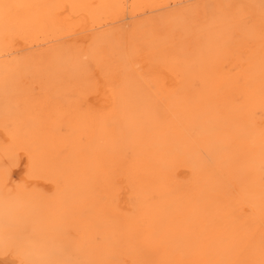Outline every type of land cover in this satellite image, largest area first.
Wrapping results in <instances>:
<instances>
[{
	"label": "rangeland",
	"instance_id": "374dc122",
	"mask_svg": "<svg viewBox=\"0 0 264 264\" xmlns=\"http://www.w3.org/2000/svg\"><path fill=\"white\" fill-rule=\"evenodd\" d=\"M33 1L0 0V253L264 264V0Z\"/></svg>",
	"mask_w": 264,
	"mask_h": 264
},
{
	"label": "bare ground",
	"instance_id": "6f19581e",
	"mask_svg": "<svg viewBox=\"0 0 264 264\" xmlns=\"http://www.w3.org/2000/svg\"><path fill=\"white\" fill-rule=\"evenodd\" d=\"M1 1H2V0H1ZM30 1H33V0H15V2H16L15 5H18V6L21 5V6H23V7H24V6L27 7V9H28V11H29V15L34 16L33 19L36 18V17H38V20H40V18H42V17L44 16L43 14H46V13L43 12L44 9H42L41 7L35 6V4L32 3V2H30ZM37 1H38V0H37ZM52 1H53V0H51V2H52ZM66 1H67V0H66ZM97 1H98V0H97ZM122 1H123V0H122ZM134 1H135V0H134ZM146 1H147V0H146ZM33 2H34V1H33ZM54 2H55V1H54ZM56 2H57V0H56ZM64 2H65V1H64ZM67 2L69 3V1H67ZM78 2H79V1L77 0V3H78ZM89 2H90V1H89ZM94 2H96V0H94ZM106 2H108V4H111V5H113V4H117V1H116V0H106ZM120 2H121V1H120ZM125 2H126V1H125ZM138 2H139V1H138ZM1 3H2V2H1ZM91 3H92V2H90V4H91ZM96 3H97V2H96ZM99 3H101V5H102V4L105 5V0H104L103 3H102L101 1H99ZM122 3H124V2H122ZM122 3H121V4H122ZM2 4H3V3H2ZM2 4H0V5H2ZM50 4H52V3H50ZM59 4H60V2H59ZM64 4H65V3H64ZM80 4H81V3H80ZM86 4L88 5V2H87ZM94 4H95V3H92L91 5H94ZM97 4H98V3H97ZM127 4H128V3H127ZM140 4H141V3H140ZM15 5H14V6H15ZM87 5H86V7H87ZM95 5H96V4H95ZM99 5H100V4H99ZM106 5H107V3H106ZM119 5H120V3H119ZM69 6H70V5H69ZM69 6H68V8H69ZM97 6H98V5H97ZM97 6H95V7H97ZM117 6H118V5H117ZM121 6H122V5H121ZM132 6H133V4H132ZM139 6H140V5H139ZM16 7H17V6H16ZM43 7H44V6H43ZM53 7H54V6H53ZM64 7H65V5H64ZM90 7H91V6H90ZM90 7H88V8H90ZM143 7H144V6H143ZM1 8H2V7H1ZM13 8H14V7H13ZM13 8H12V9H13ZM47 8H48V7H47ZM62 8H63V7H62ZM88 8H86V9H88ZM92 8H93V7H92ZM114 8H115V7H114ZM144 8H145V7H144ZM63 9H64V8H63ZM63 9H61V10H63ZM69 9H70V8H69ZM69 9H67V10H69ZM78 9H79V8H78ZM78 9L75 8L74 11H76V10H78ZM80 9H82V8H80ZM80 9H79V10H80ZM83 9H84V8H83ZM0 10H2V9H0ZM61 10H60V11H61ZM79 10H78V11H79ZM88 10H89V9H88ZM90 10H91V9H90ZM3 11H4V10H3ZM6 11H7V9H6ZM9 11H10V10H9ZM20 11H21V10H20ZM45 11H46V9H45ZM49 11H51V10H49ZM58 11H59V10H58ZM70 11H71V9H70ZM74 11H73V12H74ZM116 11H118V10H116ZM116 11H115V13H116ZM119 11H121V10H119ZM7 12H8V11H7ZM7 12H6V13H7ZM18 12H19V11H18ZM66 12H68V11H66ZM85 12H86V11H85ZM63 13H64V12H62L61 14H63ZM68 13H69V12H68ZM76 13H77V11H76ZM86 13H87V12H86ZM88 13H90V12L88 11ZM95 13H96V14H95ZM95 13L93 14V15H95V18H96V19H99V16H98V14H97L96 11H95ZM101 13H102V12H101ZM119 13H120V12H119ZM21 14H22V13H21ZM24 14H25V13H24ZM24 14H23V15H24ZM27 14H28V13H27ZM27 14H26V15H27ZM38 14H39V15H38ZM57 14H58V13H57ZM83 14H84V13H83ZM0 15H2V12H1ZM9 15H10V14H9ZM29 15H28V17H29ZM74 15H75V13H74ZM87 15L89 16V15H92V14H87ZM93 15H92V16H93ZM96 15H97V16H96ZM58 16H59V15H58ZM62 16H63V15H62ZM66 16H67V15H66ZM69 16H70V15H69ZM85 16H86V15H85ZM4 17H5V16H4ZM4 17L2 16V19H6V17H5V18H4ZM7 17H8V18H7V20H8V19H9V16L7 15ZM64 17H65V16H64ZM64 17H62V18H64ZM79 17H80V16H79ZM81 17H82V16H81ZM90 17H91V16H90ZM90 17H89V19L92 20L93 17H92V18H90ZM123 17H124V16H123ZM123 17H122V18H123ZM23 18H26V17H23ZM30 18H31V17H30ZM69 18H70V17H69ZM102 18H104V17H101V20H102ZM19 19H20V16H19ZM19 19H18V20H19ZM21 19H22V18H21ZM31 19H32V18H31ZM47 19H48V18H47ZM93 19H94V18H93ZM120 19H121V18H120ZM120 19H119V20H120ZM25 20H26V19H25ZM38 20H36L37 22H35V23L39 24L40 22L38 23ZM59 20H62V19L60 18ZM59 20H58V21H59ZM77 20H78V19H77ZM79 20H81V18H80ZM85 20H86V19H85ZM90 20H88V21H90ZM101 20H99V22H100ZM0 21H1V19H0ZM4 21H5V20H4ZM10 21H11V20H10ZM33 21H35V19H34ZM58 21L56 20L57 23H58ZM95 21H96V20H95ZM111 21H112V20H111ZM120 21H121V20H120ZM2 22H3V20H2ZM17 22H19V21H17ZM17 22H16V24H17ZM43 22H44V21H43ZM60 22H61V21H60ZM91 22H94V21H91ZM91 22H90V23H91ZM99 22H98V23H99ZM113 22H114V21H113ZM113 22H112V23H113ZM12 23H13V19H12ZM22 23H23V22H22ZM25 23H27V21H26ZM30 23H31V22H29V24H30ZM33 23H34V22H33ZM33 23H32V24H33ZM45 23H46V22H45ZM45 23H44V24H45ZM95 23H96V22H95ZM115 23H116V22H115ZM7 24H8V23H7ZM13 24H14V23H13ZM13 24H12V26H13ZM16 24H15V25H16ZM20 24H21V23H20ZM20 24H19V27L22 26V25L24 26V24H22V25H20ZM27 24H28V23H27ZM44 24H43V26H45ZM113 24H114V23H113ZM33 25H34V24H33ZM33 25H32V26H33ZM91 25H92V24H91ZM6 26H9V27H10V25H6ZM16 26H17V25H16ZM64 26H65V25H64ZM97 26H98V25H97ZM107 26H108V25H107ZM17 27H18V26H17ZM35 27H37V26H35ZM35 27L33 26V28H35ZM38 27H39V26H38ZM54 27H56V26H54ZM95 27H96V26H95ZM98 27H99V26H98ZM103 27H104V26H103ZM0 28H1V27H0ZM5 28H6V27H4V29H5ZM27 28H28V25H27ZM31 28H32V27H31ZM31 28H30V29H31ZM33 28H32V30H33ZM88 28H89V27H88ZM117 28H118V27H117ZM18 29H19V28H18ZM46 29H48V28H46ZM46 29L44 28V30H46ZM53 29H54V28H53ZM21 30H22V28H21ZM51 30H52V28H51ZM58 30H59V29H58ZM16 31H17V30H16ZM19 31H20V30H18V32H19ZM23 31H25V30H23ZM42 31H43V29L40 31V33H41ZM102 31H103V30H102ZM32 32H33V31H32ZM54 32H55V31H54ZM2 33H3V32H2ZM24 33H25V32H24ZM34 33H35V32H34ZM43 33H44V32H43ZM36 34H37V33H36ZM0 35H1V34H0ZM30 35H31V34H30ZM116 35H117V34H116ZM20 37H21V36H20ZM98 37H99V36H98ZM111 37H112V35H111ZM26 38H28V37H26ZM90 38H91V37H90ZM103 38H104V37H103ZM106 38H107V37H106ZM28 39H29V38H28ZM108 39H109V38H108ZM16 40H17V39H16ZM29 40H30V39H29ZM104 40H105V39H104ZM27 41H28V40H27ZM90 41H91V40H90ZM93 41H94V40H93ZM102 41H103V40H102ZM109 41H110V39H109ZM18 42H19V40H18ZM43 42H44V41H43ZM45 42H46V41H45ZM49 43H50V42H49ZM87 43H88V42H87ZM92 43H93V42H92ZM109 43H110V42H109ZM0 44H1V43H0ZM115 45H116V44H115ZM89 46H90V45H89ZM95 46H96V45H95ZM2 47H3V46H2ZM3 48H4V47H3ZM114 50H115V49H114ZM114 50H113V51H114ZM11 51H12V50H11ZM3 52H4V51H3ZM10 53H11V52H10ZM77 54H78V53H77ZM90 54H91V53H90ZM142 55H143V54H142ZM50 57H51V56H50ZM55 57H56V56H55ZM193 58H194V57H193ZM52 59H53V58H52ZM168 65H169V64H168ZM169 69H170V68H169ZM169 69H167V70H169ZM167 70H166V71H167ZM171 70H172V69H171ZM171 70H170V71H171ZM170 71H169V72H170ZM161 72H162V71H161ZM172 72H174V71L172 70ZM109 73H110V72H109ZM167 73H168V72H167ZM165 74H166V73H165ZM141 75H142V74H141ZM166 75H167V74H166ZM169 75H170V74H169ZM173 75H175V73H173ZM173 75H172V76H173ZM146 76H147V75H146ZM167 76H168V75H167ZM167 76H166V77H167ZM172 76H171V77H172ZM139 77H140V76H139ZM158 77H159V76H158ZM163 77H164V76H163ZM114 78H115V77H114ZM140 78H141V77H140ZM152 78H153V77H152ZM174 78H176V76H175ZM138 79H139V78H138ZM148 79H149V78H148ZM172 79H173V78H172ZM145 80H146V79H145ZM145 80H144V81H145ZM173 80H174V79H173ZM115 81H116V80H115ZM115 81L113 80V82H115ZM142 81H143V80H142ZM103 82H104V81H103ZM118 82H119V81H118ZM139 82H140V81H139ZM105 83H106V82H105ZM105 83H104V84H105ZM141 83H142V82H141ZM170 83H172V82H169V84H170ZM106 84H108V83H106ZM139 84H140V83H139ZM147 84H148V83H147ZM149 84H150V83H149ZM149 84H148V85H149ZM143 85H144V84H143ZM151 85H152V84H151ZM139 86H141V85H139ZM97 87H99V86H97ZM102 87H103V86L101 85L100 88H102ZM104 87L106 88V86H104ZM145 87H146V86H145ZM100 90H101V89H100ZM103 90H104V89H103ZM101 91H102V90H101ZM112 91H113V90H112ZM123 91H124V90H123ZM145 91L147 92L146 88H145ZM145 91H144V93H145ZM103 92H105V91H103ZM103 92H102V94H103ZM152 92H153V91H152ZM106 93H107V92H106ZM106 93H105L104 95H102V96H105V95L107 96ZM108 93H109V92H108ZM140 94H141V93H140ZM147 94H148V93H147ZM150 94H151V93H150ZM96 95H98V94H96ZM109 95H110V93H109ZM109 95H108V96H109ZM108 96H107V98H106V97H105V98L103 97L104 100L107 99L105 103H107V101L109 100V97H108ZM114 96H115V95H114ZM152 97H154V96H152ZM110 98H111V97H110ZM113 98H114V97H113ZM94 99H95V97H94ZM97 99H98V97H97ZM100 99H101V97H100ZM150 99H151V98H150ZM150 99H149V100H150ZM95 100H96V99H95ZM112 100H113V99H112ZM115 100H116V99H115ZM89 101L92 102V100H89ZM93 102H94V101H93ZM109 102H112L111 99L109 100ZM146 102H148V101H146ZM146 102H145V98H144V104H146ZM88 103H89V102H88ZM94 104H95V103H94ZM100 104H101V103H100ZM100 104H99V105H100ZM110 104H112V103H110ZM110 104H109V105H110ZM91 105H92V104H91ZM101 105H102V104H101ZM107 105H108V104H107ZM107 105H106V106H107ZM94 106H95V105H94ZM106 106H105V107H106ZM147 106L150 107L149 105H147ZM158 106H160V105H158ZM108 107H109V106H108ZM108 107H107V108H108ZM98 108H99V107H98ZM103 108H104V107H103ZM103 108H102V109H103ZM123 109H124V108H123ZM157 109H159V108H156V110H157ZM143 110H144V109H143ZM103 111H104V110H103ZM157 111H158V110H157ZM46 112H47V111H46ZM94 112H95V111H94ZM99 113H100V112H99ZM142 113H143V112H142ZM144 114H145V113H144ZM144 114H142V115H144ZM146 115H147V114H146ZM92 116H93V115H92ZM94 116H95V115H94ZM142 117H143V116H142ZM139 118H140V117H139ZM139 118H138V119H139ZM144 118L147 119L146 116H144ZM140 119H141V118H140ZM141 121H142V120H141ZM145 121H146V120H145ZM139 123H140V121H139ZM139 123H138V124H139ZM140 124H141V123H140ZM140 124H139V125H140ZM139 125H138V126H139ZM141 125H142V124H141ZM141 125H140L139 127H141ZM144 127H145V126H144ZM142 128H143V127H142ZM174 128H175V127H174ZM172 129H173V128H172ZM48 130H49V129H48ZM173 130H174V129H173ZM173 130H172V131H173ZM51 132H52V131H51ZM177 133H178V132H177ZM31 152H32V150H31ZM20 153H21V152H20ZM25 154H27V153H25ZM28 156H29V155H28ZM28 159H29V158H28ZM29 160H30V159H29ZM29 160H28V163H29ZM9 161H10V160H9ZM25 162H26V159H25ZM31 163H32V162H31ZM18 165H20V163H19ZM16 166H17V165H16ZM30 166H31V165H30ZM19 167H21V166H19ZM9 168H10V167H9ZM27 168H28V167H27ZM29 168H30V167H29ZM32 168H33V167H32ZM19 169H22V168H19ZM30 169H31V168H30ZM13 170H14V169H13ZM37 170H38V169H37ZM18 171H19V170H18ZM31 171H32V169H31ZM10 172H11V171H10ZM15 172H17V170H16ZM20 172H21V171H20ZM39 172H40V171H39ZM15 174H17V173H15ZM17 175H18V174H17ZM17 175H16V176H17ZM21 175H22V174H21ZM23 175H24V174H23ZM2 176H5V175H2ZM6 176H7V174H6ZM12 176H13V175H12ZM12 176H11V177H12ZM14 176H15V175H14ZM16 176H15V177H16ZM18 176H20V175H18ZM28 176H29V175H28ZM33 176H34V175H33ZM22 177H23V176H22ZM22 177H21V178H22ZM24 177H25V176H24ZM24 177H23V178H24ZM29 177H30V176H29ZM36 177H38V176H36ZM3 178L5 179V177H3ZM3 178H1V179H3ZM8 178H10V177H7V179H8ZM12 178H13V177H12ZM26 178H28V177H26ZM30 178H32V176H31ZM7 179H6V180H7ZM16 179H17V177H16ZM24 179H25V178H24ZM13 180H14V179H13ZM13 180H12V181H13ZM22 180H23V179H22ZM27 180H28V179H27ZM30 180H31V179H30ZM33 180H34V179H33ZM4 181H5V180H3V183L5 184L6 182H9L10 179H9L8 181H6V182H4ZM20 181H21V180H20ZM31 181H32V180H31ZM31 181H30V182H31ZM13 182H14V181H13ZM35 182H36V181H35ZM3 183H2V185H4ZM18 183H20V182H18ZM26 183H27V182H26ZM32 183H33V182H32ZM15 184H16V183H15ZM21 184H23V183H20V185H21ZM2 185H1V187H2ZM6 185L8 186L9 184L7 183ZM10 185H11V184H10ZM17 185H18V184H17ZM20 185H19V186H20ZM21 186H22V185H21ZM23 186L25 187V184H24ZM29 186H30V185H29ZM29 186H28V190H29ZM1 187H0V188H1ZM3 187H4V186H3ZM5 187H6V186H5ZM10 187H11V186H10ZM10 187H9V188H10ZM16 188H18V187H16ZM20 188H21V187H20ZM25 188H26V187H25ZM2 189H3V188H2ZM5 190H6V189H5ZM7 190H8V189H7ZM11 190H12V189H11ZM17 190H18V189H17ZM1 192H2V191H1ZM22 192H24V191H22ZM36 192H37V191H36ZM36 192H35V193H36ZM4 193H5V191H4ZM9 193H10V192H9ZM9 193L7 192V194H9ZM20 193H21V192H20ZM39 193H40V192H39ZM15 194H16V193H15ZM0 196H2V195H0ZM23 196H24V195H23ZM25 196H27V195H25ZM5 197H7V196H5ZM1 198H3V196H2ZM10 198H13V197H10ZM3 199H4V198H3ZM3 199H2V200L0 199V200L3 201ZM39 199H40V198H39ZM39 199H38V200H39ZM6 200H8V199H6ZM10 200H11V199H9L8 202H9ZM14 200H16V199H14ZM14 200L12 199V201H10V202H13ZM31 200H32V199H31ZM233 200H234V199H233ZM16 201H17V200H16ZM18 201H19V200H18ZM21 201H22V200H21ZM36 201H37V200H36ZM34 202H35V201H34ZM2 203H3V204L5 203L6 205L8 204L7 201H6V202L3 201ZM16 204H18V203H15L14 206H15ZM10 205H11V204H10ZM10 205L8 204L7 206L9 207ZM42 205H43V204H42ZM4 207H6V206H4ZM117 207H118V206H117ZM1 208H3V207H1ZM12 208H13V207H12ZM15 208H16V207H15ZM15 208H14V209H15ZM18 208H19V207H18ZM14 209H10V208H9L8 210L11 211V210H14ZM3 210H4V209H3ZM5 210H6V209H5ZM114 210H115V209H114ZM40 211H41V210H40ZM3 212H4V211H3ZM6 212H7V210H6ZM11 212H12V211H11ZM18 212H20V211L15 212V213H16L15 217L17 216V213H18ZM4 214H6V213H3V217L1 216V218H3V219H2V221L0 220L2 223H5L6 215H7L8 213H7L6 215H4ZM11 214H12V213H11ZM11 214H10V215H11ZM108 214H109V213H108ZM0 215H2V213H1ZM38 215H39V214H38ZM111 215H112V214H111ZM117 215H118V214H117ZM13 216H14V214H13ZM118 216H119V215H118ZM8 217H9V216H8ZM11 217H12V216H11ZM18 219H19V217H18ZM20 219H21V218H20ZM10 221H11V218H10ZM15 221H16V219H15ZM15 221L13 222V224L15 223ZM17 221H19V220H17ZM21 221H22V220H21ZM6 222H7V221H6ZM19 222H20V221H19ZM8 223H9V222H7V224H8ZM20 223H21V222H20ZM24 223H25V222H24ZM21 224H22V223H21ZM8 225H9V224H8ZM8 225L5 224L4 226L7 227ZM11 225H12V224H11ZM23 226H24V225H23ZM2 227H3V226H2ZM10 228H11V227H10ZM12 229H13V228H12ZM12 229H11V230H12ZM5 230H6V229H5ZM13 231H14V229H13ZM244 231H245V230H244ZM246 234H247V232H246ZM41 235H42V234H41ZM227 238H228V237H227ZM7 239H8V237H7ZM4 242H6V241H4ZM2 243H3V242H2ZM4 244H5V243H4ZM37 244H38V242H37ZM0 245H1V244H0ZM6 245H7V244H6ZM262 246H264V245H262ZM40 248H42V247H40ZM262 248H263V247H262ZM3 249H4V248H3ZM37 251H38V250H37ZM0 252H2V251H1V248H0ZM39 252H40V251H39ZM41 252H42V251H41ZM11 256L13 257V255H11ZM16 261H17V259H16V260L11 259V258H9L8 256L5 257L2 253H0V264H17L18 262H16Z\"/></svg>",
	"mask_w": 264,
	"mask_h": 264
}]
</instances>
